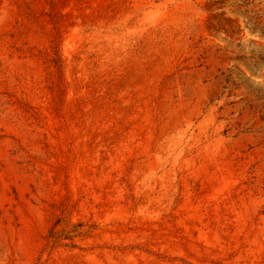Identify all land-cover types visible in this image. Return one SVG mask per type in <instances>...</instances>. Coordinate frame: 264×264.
Wrapping results in <instances>:
<instances>
[{
    "label": "rangeland",
    "instance_id": "1",
    "mask_svg": "<svg viewBox=\"0 0 264 264\" xmlns=\"http://www.w3.org/2000/svg\"><path fill=\"white\" fill-rule=\"evenodd\" d=\"M0 264H264V0H0Z\"/></svg>",
    "mask_w": 264,
    "mask_h": 264
}]
</instances>
